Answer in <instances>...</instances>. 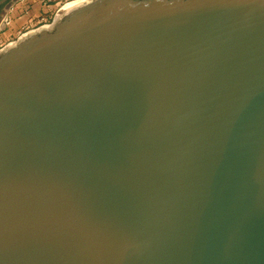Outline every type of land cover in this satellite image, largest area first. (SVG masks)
I'll return each mask as SVG.
<instances>
[{
  "label": "water",
  "instance_id": "1",
  "mask_svg": "<svg viewBox=\"0 0 264 264\" xmlns=\"http://www.w3.org/2000/svg\"><path fill=\"white\" fill-rule=\"evenodd\" d=\"M0 264H264V0H79L3 48Z\"/></svg>",
  "mask_w": 264,
  "mask_h": 264
},
{
  "label": "crops",
  "instance_id": "2",
  "mask_svg": "<svg viewBox=\"0 0 264 264\" xmlns=\"http://www.w3.org/2000/svg\"><path fill=\"white\" fill-rule=\"evenodd\" d=\"M20 5L11 11V22L6 30L1 34L2 38L10 40L15 38L19 32L27 29L32 21L36 20L45 12L43 7V0H20ZM31 8L34 11L29 10Z\"/></svg>",
  "mask_w": 264,
  "mask_h": 264
},
{
  "label": "rangeland",
  "instance_id": "3",
  "mask_svg": "<svg viewBox=\"0 0 264 264\" xmlns=\"http://www.w3.org/2000/svg\"><path fill=\"white\" fill-rule=\"evenodd\" d=\"M43 1H44L43 7H44L45 12H43L41 16L36 18V20L32 21V23L29 24L27 29L22 31V34L19 35V37L22 36L23 34H26V33L30 32V31H32V30H36L39 27H43V26L44 27H46V26L48 27L53 22L55 14L60 9H62L63 7L67 6L70 3H73V2H76V1H79V0H43ZM20 4H21L20 0H13L7 11H9L11 7H14V9H16ZM29 10L34 11V13H36L35 10H32L31 8H29ZM2 11H3V8H0V13H2ZM1 17L2 16L0 14V20H1ZM7 28L8 27H6V29ZM16 40L17 39L11 37L10 41H5V42L2 41V42L4 44L8 45V44H12Z\"/></svg>",
  "mask_w": 264,
  "mask_h": 264
},
{
  "label": "built area",
  "instance_id": "4",
  "mask_svg": "<svg viewBox=\"0 0 264 264\" xmlns=\"http://www.w3.org/2000/svg\"><path fill=\"white\" fill-rule=\"evenodd\" d=\"M12 10H13V7H11L10 10L6 12V15L2 19V22H0V51L7 46V44H4L2 41H4V42L10 41V40L3 39L1 34L4 32L6 27L9 26V24L11 22L10 13ZM21 34H22V32H19L18 36L15 37V39L19 38V35H21Z\"/></svg>",
  "mask_w": 264,
  "mask_h": 264
},
{
  "label": "flooded vegetation",
  "instance_id": "5",
  "mask_svg": "<svg viewBox=\"0 0 264 264\" xmlns=\"http://www.w3.org/2000/svg\"><path fill=\"white\" fill-rule=\"evenodd\" d=\"M1 14V13H0Z\"/></svg>",
  "mask_w": 264,
  "mask_h": 264
}]
</instances>
